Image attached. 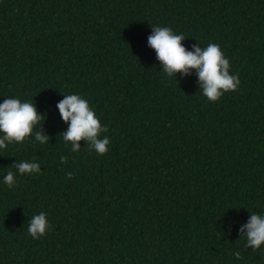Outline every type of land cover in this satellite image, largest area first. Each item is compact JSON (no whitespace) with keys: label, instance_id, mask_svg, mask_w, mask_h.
Wrapping results in <instances>:
<instances>
[{"label":"trees","instance_id":"16d2710c","mask_svg":"<svg viewBox=\"0 0 264 264\" xmlns=\"http://www.w3.org/2000/svg\"><path fill=\"white\" fill-rule=\"evenodd\" d=\"M155 24L219 43L237 89L209 100L195 70L167 76ZM63 92L95 108L107 152L70 151ZM13 94L49 140L0 150V177L41 166L0 181V264H264L239 231L264 212V0H0V101ZM42 210L51 227L33 238Z\"/></svg>","mask_w":264,"mask_h":264},{"label":"clouds","instance_id":"9594fccd","mask_svg":"<svg viewBox=\"0 0 264 264\" xmlns=\"http://www.w3.org/2000/svg\"><path fill=\"white\" fill-rule=\"evenodd\" d=\"M148 35V45L155 50L156 58L160 62L161 70L169 77L176 73L190 74L195 70L197 83L202 93L209 100H217L225 91L235 90L240 84L236 72L230 71L231 63L217 42L209 41L206 45L200 42L186 47L181 41L186 37L167 24H155ZM198 41V40H197ZM64 93V92H63ZM56 107L60 117L67 122L63 130V140L70 145L71 152H78L81 138L87 142L89 149L103 154L108 151L110 137L101 135L107 131V125L101 123L95 108L81 93H64L58 100ZM44 120V114L37 110L33 99H21L18 95H7L0 101V150L8 147L12 142H22L32 136L40 144L47 143L49 136L39 127ZM66 160V156H61ZM15 171L8 170L0 181L14 186L17 175L39 173L40 162L36 159H19L14 162ZM248 219L240 225L239 231L246 237V247L259 248L264 243V212H249ZM47 211H39L29 218L28 233L33 238L43 235L50 229ZM239 255V253H236Z\"/></svg>","mask_w":264,"mask_h":264}]
</instances>
